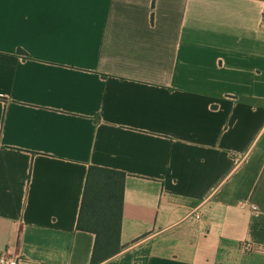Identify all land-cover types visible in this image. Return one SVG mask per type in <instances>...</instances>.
<instances>
[{"label":"crops","instance_id":"1","mask_svg":"<svg viewBox=\"0 0 264 264\" xmlns=\"http://www.w3.org/2000/svg\"><path fill=\"white\" fill-rule=\"evenodd\" d=\"M90 165L126 174L98 264H264V0H0V253L91 264Z\"/></svg>","mask_w":264,"mask_h":264},{"label":"trees","instance_id":"2","mask_svg":"<svg viewBox=\"0 0 264 264\" xmlns=\"http://www.w3.org/2000/svg\"><path fill=\"white\" fill-rule=\"evenodd\" d=\"M17 53L25 54L22 50ZM125 177L119 170L88 167L76 228L94 235L91 264L109 259L124 247L120 243V228Z\"/></svg>","mask_w":264,"mask_h":264},{"label":"built area","instance_id":"3","mask_svg":"<svg viewBox=\"0 0 264 264\" xmlns=\"http://www.w3.org/2000/svg\"><path fill=\"white\" fill-rule=\"evenodd\" d=\"M241 249L244 252L249 251L250 250V244H248L247 242L242 243ZM0 264H24V263L20 258L8 257L6 254L0 253Z\"/></svg>","mask_w":264,"mask_h":264}]
</instances>
